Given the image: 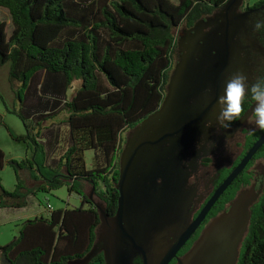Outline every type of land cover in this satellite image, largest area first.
Returning a JSON list of instances; mask_svg holds the SVG:
<instances>
[{
  "label": "trees",
  "instance_id": "1",
  "mask_svg": "<svg viewBox=\"0 0 264 264\" xmlns=\"http://www.w3.org/2000/svg\"><path fill=\"white\" fill-rule=\"evenodd\" d=\"M224 1L0 0L11 22L7 35L0 21V65H8L11 85L20 84L14 90L20 107L12 112L25 132L7 131L30 152L20 161H7L14 168L16 185L10 191L0 183V208L25 207L30 194L62 186L81 201L79 206L51 209L47 216L17 224V235L0 245V264H70L89 252L100 220L86 186L113 215L119 155L128 131L163 100L177 49L174 31L192 26ZM75 80L79 85L69 97ZM248 106L242 104L241 116ZM61 124L67 129L64 138ZM262 132L247 134L242 152L230 169L219 172L215 187ZM86 150L93 152L90 168L85 164ZM258 160L264 164V144L246 170ZM4 163L0 149V169ZM21 169L38 183L26 186L17 172ZM246 173L232 181L208 218L224 210L249 184L251 172ZM261 183V194L249 208L236 264H264V177ZM99 249L100 244L89 264H104ZM134 263L141 264V259Z\"/></svg>",
  "mask_w": 264,
  "mask_h": 264
},
{
  "label": "water",
  "instance_id": "2",
  "mask_svg": "<svg viewBox=\"0 0 264 264\" xmlns=\"http://www.w3.org/2000/svg\"><path fill=\"white\" fill-rule=\"evenodd\" d=\"M240 2L226 0L219 21L215 19L208 32L202 29L211 23V16L182 31L184 37L177 42L179 59L160 106L126 134L115 183L116 210L109 215L103 204L95 203L100 220L95 242L85 256L70 264H89L98 244L104 264H135L136 257L141 264H168L264 144L263 131L192 218L195 189L189 179L206 155L203 151L193 154L185 166V154L195 139H208L214 131L213 125L205 128L204 122H212L225 74L234 65L232 58L238 57L235 38L243 27V16L236 13ZM251 112L252 108L245 111L231 128H239ZM261 191L262 183L257 188H240L190 249L177 257L176 264H236L249 208Z\"/></svg>",
  "mask_w": 264,
  "mask_h": 264
},
{
  "label": "flooded vegetation",
  "instance_id": "3",
  "mask_svg": "<svg viewBox=\"0 0 264 264\" xmlns=\"http://www.w3.org/2000/svg\"><path fill=\"white\" fill-rule=\"evenodd\" d=\"M225 1L221 5L215 7V9L209 15H205L202 17V18H205L206 16L212 17L211 23L207 25L205 24L202 29L203 31L208 32L214 28V21L215 19H217V22L219 21L218 16L220 15L221 12H223V4L225 3ZM236 13L239 16H243V27L239 29L235 38V42L238 47V53H237L238 57L232 58V62H234V65L232 69L230 68L227 70L225 74L224 82L231 75L235 73H241L247 78L248 85L250 86L252 83L264 79V0H257L253 3H247L246 0H241L236 10ZM192 26L182 27L180 34L177 36L176 42L180 41V39H183L184 34L182 31L191 28ZM179 55L180 53L178 51V44H177V50L175 55L176 57L173 60L172 69L174 64L178 61ZM224 82L222 86H224ZM243 103L249 104L247 110L253 107L254 102L251 101L250 94L242 101V104ZM211 118L213 119L211 124L214 126V131L212 132V135H210V138L206 140L215 141V147L209 150L207 148H204L202 145L201 148L197 150L195 146L201 140V138L199 140L195 139L192 142L191 146L189 147L187 153L185 154V159H184V164L185 166H187V164L189 163L190 156H192L193 154L203 151L202 154L206 155L203 156L197 162V165L194 171H192L189 179V184L191 185V187L195 189V197L193 199V204L191 206L192 218H194L197 215L201 207L204 205V203L212 194L215 188L216 180L219 176V172L224 171L226 169H230L233 163L235 162V160L237 159V157L239 156L237 154L236 158L234 157L232 161L230 159L227 163L223 161L224 160L223 157H227L228 154L231 153L233 147L237 146L238 141L237 139H235L236 135L238 136V139L242 140L243 143L242 147H243L244 143L246 142L247 134L249 132H255L256 130H258L254 127L253 123L251 122L252 119L251 114L242 123V125L235 130L233 128L222 130L216 126L215 114ZM225 137L230 138V144H231L230 152H226L224 149L223 145H224ZM255 163L252 165L250 171L246 170V167L242 171V172L246 171L247 175L249 172H251L249 173L251 181L245 187H249L250 185H255V188H257L262 181V177H264V165L262 171L259 172L255 167ZM202 175L206 176L205 181L202 179V181H204L203 184L201 183ZM212 207L206 214L205 219L195 230V232L190 236V238L185 242V244L177 251L175 257H173L168 264H176L177 257L183 256L190 249L192 244L197 240L205 225L212 218V217L208 218V215L212 210Z\"/></svg>",
  "mask_w": 264,
  "mask_h": 264
},
{
  "label": "rangeland",
  "instance_id": "4",
  "mask_svg": "<svg viewBox=\"0 0 264 264\" xmlns=\"http://www.w3.org/2000/svg\"><path fill=\"white\" fill-rule=\"evenodd\" d=\"M257 0H246L247 3H253ZM0 21H3L6 25L5 30L7 35L11 30L10 16L7 9L0 7ZM182 27L175 30L176 36L181 32ZM177 50V49H176ZM176 55V51H175ZM176 57V56H175ZM79 85V81H73L71 88L68 91V96L70 97ZM20 87L19 82H14L12 85L8 80V65H0V149L4 153L5 163L0 169V183L6 190H13L16 185V177L14 168L7 163L8 160L15 159L20 161L29 157L30 152L26 149L24 143L21 141H16L11 138L7 128H9L14 134L21 135L24 134L25 130L16 113H13V109H18L20 107L19 99L15 96L14 90ZM61 136L64 138L66 135V125L61 124L58 127ZM260 130H256L255 134H258ZM237 139V146L233 147L231 153L227 157H223V161L227 163L230 159L231 161L236 158V155H240L243 150L242 140ZM59 154L66 146V142L59 143ZM239 145V146H238ZM62 147V149H61ZM238 152V153H237ZM93 152L91 150H86L84 152V159L87 168L91 167ZM263 161L258 160L255 163V167L260 172L263 169ZM18 174L24 180L25 185L28 187L35 186L38 182L33 181L29 178L28 173L25 169L17 170ZM206 176L202 175L201 183L203 184ZM201 184V186H202ZM86 192L91 195L94 202L102 204V202L92 195V189L90 186H86ZM81 203L78 195L74 192H69L66 186H62L57 189H53L47 192L36 191L35 194H30L27 197V204L22 208H0V245H4L18 233V225L23 217H33L39 212L43 213L44 216L49 214V210L64 207H75L79 206ZM50 205L51 209L47 208ZM30 215V216H26ZM24 219V218H23ZM90 264H99L98 262H92Z\"/></svg>",
  "mask_w": 264,
  "mask_h": 264
},
{
  "label": "clouds",
  "instance_id": "5",
  "mask_svg": "<svg viewBox=\"0 0 264 264\" xmlns=\"http://www.w3.org/2000/svg\"><path fill=\"white\" fill-rule=\"evenodd\" d=\"M259 26V25H258ZM250 94L253 107L251 112V122L258 130L264 131V79L258 80L248 85L247 78L241 73L231 75L223 86V92L216 99L215 123L222 130L231 128L234 121L240 119L242 112V101ZM209 121L204 122V127H211ZM204 148L211 150L215 147V141L206 140L204 136L196 144L199 150ZM224 149L231 151L230 138L225 137Z\"/></svg>",
  "mask_w": 264,
  "mask_h": 264
},
{
  "label": "crops",
  "instance_id": "6",
  "mask_svg": "<svg viewBox=\"0 0 264 264\" xmlns=\"http://www.w3.org/2000/svg\"><path fill=\"white\" fill-rule=\"evenodd\" d=\"M90 197H91V195H90ZM11 209H12V208H11ZM40 214L43 215V213H40V212H39L37 215H34V216H38V215H40ZM26 216H30V215H26ZM34 216H33V217H34ZM23 218H24V219H23ZM23 218H22V219H19V220H21V222H22V221H24V220H26V219H29V218H32V217H23Z\"/></svg>",
  "mask_w": 264,
  "mask_h": 264
},
{
  "label": "built area",
  "instance_id": "7",
  "mask_svg": "<svg viewBox=\"0 0 264 264\" xmlns=\"http://www.w3.org/2000/svg\"><path fill=\"white\" fill-rule=\"evenodd\" d=\"M47 208H48V209H51L50 205H47Z\"/></svg>",
  "mask_w": 264,
  "mask_h": 264
}]
</instances>
